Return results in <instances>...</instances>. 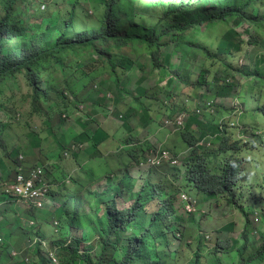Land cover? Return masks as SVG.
Segmentation results:
<instances>
[{
  "label": "trees",
  "instance_id": "trees-1",
  "mask_svg": "<svg viewBox=\"0 0 264 264\" xmlns=\"http://www.w3.org/2000/svg\"><path fill=\"white\" fill-rule=\"evenodd\" d=\"M41 1L0 0V112H5L11 120L16 119V113L6 104V91L12 92L9 86L19 77L24 79L30 91L32 114L41 113L39 104L44 105L50 95H54L58 115H70L83 105L79 95L82 98L90 93L103 74L111 75L119 85L120 76L137 66L138 58L143 54L149 58L152 70H168L163 62V50L171 46L174 56H179L178 66L170 70L178 83L193 91L207 93L222 88L217 97L229 91L240 100L250 99L255 104L254 114L264 118V69H259L258 65L261 61L264 65V59H259L264 52V0H95L87 7L92 8L91 12L80 7L81 0H50L51 6L45 12L41 8L47 6ZM21 5L31 8L34 14L25 15L26 18L13 14ZM232 24L248 28V42L230 28ZM219 27H224L225 31L219 32ZM245 45L259 48L254 57L249 55L247 67L237 64V56ZM236 76H240L242 84L236 81ZM155 89L153 94L149 90L143 91L136 103L141 106L140 110L149 111L145 107L149 99L157 102L172 99L169 87L158 85ZM211 100L219 99L213 97ZM171 104L174 106L166 108L172 112H188L173 100ZM48 110L56 113L53 108ZM221 111L218 117L226 118L227 113L221 114ZM213 116L203 113L211 126L216 121H212ZM195 118L197 116L190 120ZM251 119L249 126L256 130L255 116ZM58 125L63 124L59 122ZM11 126L0 121V153L11 165V170H5L0 178L5 185L11 179V173L16 177L18 173L31 170L19 160V147L12 144L17 141L16 135L9 134ZM180 136L183 144L191 149L185 161L184 183L200 194L203 191V196L224 199L230 206H235L236 200L231 194L236 185L238 160L234 156H224L241 152L240 142L224 135L218 140V150L211 153L196 147L199 140L194 134L181 132ZM253 137L256 141L262 139L254 134ZM88 143L93 149L97 146L95 141ZM141 150L142 147L126 150L130 162L124 165L121 178L111 180L109 173L93 171L84 182L73 180L70 188L62 186L60 193L67 200L51 220V223L59 222L57 233L49 235L36 229V220L45 219L43 223L48 224L49 214L24 211L22 217L35 223V227L19 226L16 232L20 238L31 243L35 240L31 231H36L34 235L55 253L57 264H205L204 259L213 255L205 245V237L195 230L183 233L187 220L179 216L176 209L177 196L183 188L175 181L181 182V170L169 166L153 169L138 179L139 186L130 168L132 162L135 165L142 163ZM10 156L16 158L10 160ZM55 171L52 178L61 186L67 177L61 167ZM104 181H108V186L99 192L96 187ZM259 189L264 190V181L259 184ZM247 201L248 212L243 205L236 208L244 220L241 240L234 241L233 246L226 242V248L225 243L220 242L217 247L223 248L225 254H230L226 251L234 247L232 254L236 256L237 264H264V202H259L255 195ZM120 204L125 207L119 208ZM259 206L263 209L262 224L254 236L251 216ZM11 207H16V199L1 190L0 232ZM190 221L196 223L195 216ZM88 230L92 231L94 240L83 250V243L90 241L84 234ZM124 235H127L128 245L121 250ZM14 245L11 236L5 244H0V264H26L22 258L21 261L13 259ZM97 246L101 247V253L95 260L91 251ZM31 253L36 258L34 264H54L42 257L41 244H37Z\"/></svg>",
  "mask_w": 264,
  "mask_h": 264
},
{
  "label": "rangeland",
  "instance_id": "rangeland-1",
  "mask_svg": "<svg viewBox=\"0 0 264 264\" xmlns=\"http://www.w3.org/2000/svg\"><path fill=\"white\" fill-rule=\"evenodd\" d=\"M94 1L95 0H81L82 5L80 7L87 8ZM41 2L47 6H42L41 9L47 11L48 6H51V1L42 0ZM91 9L87 8L90 12ZM1 13L2 8L0 7V15H2ZM13 14L26 18V16H32L34 13L31 8L26 9L22 6L14 10ZM44 20H46V18ZM53 20H56V18ZM239 26L240 25L238 24H232L230 28L235 33L241 35V38L245 42H248L246 33L248 28L243 25L241 27ZM218 31H225V28L219 27ZM211 37L214 38L215 34L212 33ZM258 49L259 48L245 45L242 53L237 56V64L243 60L247 67L249 65V55L254 57ZM260 57V60L264 59V52L261 53ZM138 61L139 64L137 66L132 68V70L125 75L120 76L121 80L119 85L116 84L111 75L107 73L103 74V77L99 78L93 84V89L90 93L84 94L82 98L79 95V99L83 105L80 104V110H74L70 115L66 113L61 116L58 115V110L56 109L58 104L54 95H50L48 99L49 101L44 105L39 104V108H42L41 113L32 114L30 112L31 100L28 97L30 91H28L24 79L19 77L18 81L11 83L9 87L12 92L6 91V104L11 111L16 113V119L14 118V120H11L5 112H0V121L5 125H12L9 129V134L16 135L15 138H17V141L14 142V139V143L12 144H16L19 147L18 151L21 156H19L20 162L28 165L30 169L42 167L51 181L50 175L53 174L55 169L61 164V154L63 155L64 152L75 154V148L79 145L88 150H95V148L100 149V158L102 157L105 159V163L101 165L100 171H109L108 167H112L113 165L119 166L122 162L129 160L126 155V146L142 147L143 150L139 151L141 159L146 157L151 158L152 155L155 156L160 149L175 150L178 153V156L180 155L182 158L184 164L189 154L185 144H183L182 138L179 137L181 132L192 133L197 136L199 141L207 140L211 136H224L231 120L228 116L221 119L222 117H218L217 114L220 109H222L221 114H228L230 111L236 110L240 107L237 102L233 101L238 99L235 98L234 94L231 96L229 91H227L225 94H221L220 97H217L219 96L217 92H220L222 88L217 90L212 89L211 92L207 93L204 90L193 91L191 88H185L178 83L172 78L173 76L170 73V70L177 67L179 62V56H174L173 46L163 50V62L168 70H152L150 60L145 54L141 55L138 58ZM258 65L259 69H264L263 61L259 62ZM236 81L242 84L240 76H236ZM158 85L160 87H169L173 103H177L179 108H182L184 111L188 110V112L184 113L191 117H193L192 111L194 110H201L202 113L206 114V108H208L207 104L212 103L214 112L212 121L216 119L214 122L215 125H209L206 121L207 119L200 116L199 118L192 120L189 119L186 124L184 123L186 126L184 125L185 129L182 131L178 130L175 132L172 123L169 125V128H165L164 121L171 118V116H176L175 114L177 113V111L172 112L166 108V106H174L171 104V100L167 102L163 100L162 102H157L149 99L145 103V107H147L149 111L140 110L141 106L136 104L138 103L137 100L139 97L143 95V91L149 90L153 94ZM195 94L196 97L194 96ZM203 96H207V98L204 99ZM213 97L219 100L213 102L211 100ZM142 101H144V99H142ZM240 101L245 108L242 107L239 111L243 112L246 110L247 113L251 114L255 108L254 102L250 99ZM49 108L55 109L56 113L55 111L48 110ZM59 111L61 112L62 109ZM249 119H251L250 116ZM257 121L264 127V119L262 117H257ZM59 122H62L63 125H58ZM203 125L205 126L202 127ZM116 127H119L120 130H116ZM89 141H95L97 146L94 149L91 148L88 143ZM146 145H148V147L151 146L153 149L149 150ZM104 154L109 155L108 160H106ZM90 156L92 157V153H90ZM10 158V160H14L16 157L10 156ZM246 158L247 161L252 163L253 157L251 155V149L249 154L246 155ZM61 169L63 168L61 167ZM113 169L116 171L114 166ZM5 170H11L10 161L4 159V156L0 153V178H2ZM89 170L90 168L88 167L84 172ZM135 170L133 176L139 185L138 179H140L142 175H146L147 171L143 169L141 173H136ZM263 174L264 171L262 170L260 175ZM14 177L15 174L11 173V179L8 182H12ZM74 179H76V175L71 176L69 181ZM8 182L5 185L3 184V181H0V191H4L5 188L10 187L11 183ZM175 184L177 186H182L183 180L180 183L176 180ZM139 186H141V184ZM105 188V183H103L100 191ZM189 193L192 197L196 196V192L193 189H190ZM201 193H203V191H201ZM254 195L259 199V202H264V190L261 189L258 193L254 191ZM201 197H199V199H201ZM247 198L248 195L246 194L242 199L243 202L241 204L245 207L246 211L249 206V201H246ZM66 200L67 199L64 197V199L61 200L60 205H63ZM50 201L52 205L55 206L54 202L52 200ZM199 203L198 200V207L200 205ZM202 203L203 205L201 208L205 211V215L201 213V215H199L200 219L198 220L201 222L200 226L202 232H204L203 236L205 238L207 236L210 237V240L206 239L205 245L210 250V254H213L204 259V263L218 264L217 261H219L220 264H237L236 256L232 254L234 247L230 248L229 251H226L230 254H225L223 248L217 247V243L224 242L226 248V242H228L229 246H233L234 241L241 240L245 230L242 214L237 209L232 208L226 200L217 202L216 199H205L204 202L202 200ZM53 206H46L44 210L45 213L49 214L50 220L56 215ZM124 207L125 206L122 204L119 206L121 209ZM26 208L27 207L23 203H20L14 207V209L11 207L13 212L10 211V214H7L8 218L4 222V228L0 232V240L2 241L0 244H5L8 237L11 236L12 242L15 244L13 249L14 252L12 251L14 254H12L16 255L18 252L30 251L26 258L30 260L28 264H34L33 262L36 258L34 254L31 253L33 248L30 249L28 240L21 239L18 235V231L16 232L19 226L26 223L24 217H22ZM256 208L257 209L254 213L259 212L261 214L263 210L262 207L259 206ZM149 212H153L151 207L149 208ZM209 217L210 220H208ZM184 218L187 219L188 217ZM260 219L261 215L253 217L252 221ZM44 221L45 219L41 221L37 219L36 229L42 231L46 229V232L49 233V235L55 233L56 229L53 228V223H51V221H49L47 226L43 229L42 223ZM261 224L260 221V225L257 227V232L261 229ZM185 226L189 230L194 231L196 223L191 222L189 218ZM252 230L253 228L251 227V232L253 233ZM31 232L33 237L38 239L34 235L36 231ZM84 234L90 237V241L83 243V250L84 247H89V244L94 240L91 230L85 231ZM76 236L79 237L78 234H76ZM125 239H127V235L122 236L120 242L121 250H125L128 245L127 240ZM112 240L114 241L115 239ZM68 245H70V243ZM216 249H218L217 251L219 252H217ZM46 250H49V247L43 250L44 253L42 257L49 261V255L54 252L50 251L47 256L45 254ZM100 253L101 247L97 246L91 251V256L96 260L99 258ZM13 255V259L16 258L18 261L20 260L18 255ZM10 264H19V262H13Z\"/></svg>",
  "mask_w": 264,
  "mask_h": 264
},
{
  "label": "clouds",
  "instance_id": "clouds-1",
  "mask_svg": "<svg viewBox=\"0 0 264 264\" xmlns=\"http://www.w3.org/2000/svg\"><path fill=\"white\" fill-rule=\"evenodd\" d=\"M239 64H240V66L245 65L243 60L240 61ZM233 101L237 102L240 105V107L237 108L236 110L230 111V113H228L226 115V117L227 116L230 117L231 122L229 123L228 130L226 131V133L224 135L232 138L233 141L240 142L239 145L243 149L241 152H239L237 154L228 153L227 155L224 156V158H229L231 156H234V158L236 160H238V163L235 166V169L238 170V174L235 178L236 185H235L233 192L231 194L233 196V199L236 200V203H235L236 205L231 206V207L236 209L237 206H240L242 204V202H243L242 199L245 197L246 194L248 195L247 200H249V199L252 200L254 197V191L257 192V190H261V189H259V184H261L264 181V174L260 175V172H262V170L264 171V168H263V164H264V155H263L264 154V152H263L264 151V127L262 125H260L257 121V117H259V116L262 117V116L259 114H254L255 108H254L253 112L251 111L252 112L251 114L247 113L246 110H244L243 112H240L239 110L243 107L241 101L239 99H235ZM207 107L208 108H206V114L211 113L212 115H214L212 103H208ZM198 111H199V114L197 113ZM192 112H193L192 113L193 117L194 116H197V118H199L200 116L203 117V113L201 110H194ZM175 115L178 116V115H186V114L185 113H176ZM252 115H254L255 119H256V126H257L256 130H252L251 129L252 127L249 126V123L252 122V119H249V116L251 118ZM176 116H174V117L171 116V118L167 119L166 121L172 120ZM190 118H192V117L189 115H186L185 124ZM166 121H164V127L165 128H167L166 127ZM185 126H183V128H180V129H174V131L175 132H177L178 130L182 131L185 129ZM253 134L255 136H260L262 139L259 141H256V139L253 137ZM179 137H181V136H179ZM220 137H222V136L221 135L211 136L207 140L199 141L196 144V147L201 148V149H208V150H210L211 153L216 152L218 150V144L217 143H218V140ZM230 145H232V144H230ZM186 148H187V152L189 154L188 157H189L191 149H189L187 146H186ZM250 149H251V155L253 157L252 163L247 161V158H246V155L249 154ZM83 151H85V149L79 145L77 148H75V154H70L69 152H64V154L63 155L61 154V156H60L62 158V161H60L61 164H62L63 160L65 161V160L72 159V158L74 159V157L76 155H79ZM164 152L168 153L171 159L169 161H162L159 165L155 164L154 158L158 154H162ZM86 156L87 157H83V158H79V159H77V157H76L75 160L76 159L77 160L74 162L75 166H74V168L70 169L68 173L65 171L64 167L60 164L61 167L63 168L62 170L64 172V176L67 177L66 181L63 182L61 186L56 184L54 182V179L52 178L53 174L55 175L57 171H54L53 174L50 175L51 181L48 178V174L44 172L42 167L33 168L25 174L20 173L25 177L26 181H29V180H31L30 175L33 171H36L38 169L42 171L41 178L44 181V183L46 184V191H44V190L41 191L40 189L42 188L41 185L43 183L40 184L39 181H36L34 183V191H40V193L42 194V196H40L38 198H33V199L32 198H25L24 196H22L16 192L15 187L18 186L16 184V180H17V176L19 175V173L16 175V177L13 179V181L10 182L11 183L10 187L5 188L4 192L6 195L16 199V206L19 205L20 203H23L27 207L25 211L33 210V211H35L36 214L43 213L46 206H53L50 200H52L56 206V207L53 206L55 211L56 210L59 211L61 209V206H62V205H60L61 200H63V198H64L63 195L60 193L62 190V186L70 188L72 186V183L75 182L73 180L69 181L71 176L76 175V179H74V180H80V181L84 182V180H87L88 174H91L93 171H96L99 174L109 173L108 178H110L111 180H116V179L122 177V174L125 171L124 165L128 164L130 162L128 160V161L122 162L119 166L113 165L116 168V171L113 169V166L108 167L109 171H107V170H101L100 171L101 165L104 164L105 162L101 163V162L97 161V159H100V158L96 155L94 156L93 154L91 157L90 153L89 154L87 153ZM144 159H145V161H143ZM213 159H214V157H212V160ZM218 161H221V158H219ZM174 162H177V164H174ZM60 165H59V167H60ZM163 166H169L171 168H177V169L181 170L183 185L182 186L180 185V186L183 188V190L177 196L176 209L179 213V216H181L183 218L188 217L186 219L187 220L186 223L188 222L189 218H191L192 216H195V219H196L195 231L196 232L199 231V233H201V235L203 236L204 232H202V228L200 226L201 222H200V220H198V219H200L199 215H201V213L203 215H205L204 214L205 211L201 208V206L203 205L202 200L204 202L205 199H216L217 202H219V201L224 200V199H220V198H216V197L203 196V193L200 194L194 187H188L187 184L184 183V176L186 173L185 162L183 164L182 158L180 157V155L178 156V153L175 150L160 149V150H158V152L156 153L155 156L152 155L151 158H149V157L142 158V163L140 165H135V163L132 162L130 172H131V175L133 176L135 169H136L135 170L136 173H141L142 170L145 169L147 171V173H146V175H147L151 170L160 169ZM88 167L90 168V170L87 172H84ZM182 180H181V182H182ZM103 183H105L106 188L108 186V181H104V182L100 183L99 186L96 187V189H98L99 192H102L106 189L105 188L104 190L100 191ZM190 189H193L196 192L195 197H192L190 195V193H189ZM52 193L55 194V196H52ZM56 193L58 195H56ZM199 197H201V199H199ZM198 200L200 202L199 207H198ZM244 209H245V207H244ZM248 211L249 210H247V212ZM260 215L262 217V212H261V214L259 212H255L251 216V222H253V227H254V231H253L254 236H257V233H258L257 227L260 225L261 219L258 220V222H256V220L252 221V219H253V217L260 216ZM25 222H26L25 224H28L31 227H35V223L30 222V221H25ZM52 223H53V228L56 229L55 233H57L59 230V222L53 221ZM42 225H43V229L45 228V226H47V224H44V223ZM187 230H189V229L186 228V226H184L183 233H186ZM44 232L47 233L46 229H44ZM206 239L210 240V237L207 236L205 238V241H206ZM0 243H2L1 240H0ZM29 244H30V246H29L30 249L31 248L34 249L37 244H41L42 252H43V250L47 249V247H49L45 241H40L39 239H35L33 242H31ZM50 251H51L50 249L46 250L45 254L48 256ZM27 252L29 253V251L18 252L16 255H18L19 258H22L25 261V263L28 264L30 260L28 258H26ZM16 255H13V256H16ZM49 260H51L54 264H57V257L55 255V253H51L49 255Z\"/></svg>",
  "mask_w": 264,
  "mask_h": 264
},
{
  "label": "built area",
  "instance_id": "built-area-1",
  "mask_svg": "<svg viewBox=\"0 0 264 264\" xmlns=\"http://www.w3.org/2000/svg\"><path fill=\"white\" fill-rule=\"evenodd\" d=\"M197 113L199 114V111ZM185 119H186V115H178L174 119L166 121V127L169 128V125L172 123L173 129H180L184 126ZM170 159L171 158L169 154L164 152L162 154H158L154 158V163L159 165L162 161H169ZM174 164H177V162H174ZM41 175H42V171L38 169L31 173L30 175L31 180L26 181L25 177L22 174H19L16 180V184L18 185L15 187L16 192L24 196L25 198L33 199L42 196L40 191H34V183L36 181H39L40 184L43 183L41 185L42 188L40 190L46 191V184L42 180ZM256 222H258V220H256Z\"/></svg>",
  "mask_w": 264,
  "mask_h": 264
},
{
  "label": "crops",
  "instance_id": "crops-1",
  "mask_svg": "<svg viewBox=\"0 0 264 264\" xmlns=\"http://www.w3.org/2000/svg\"><path fill=\"white\" fill-rule=\"evenodd\" d=\"M115 125H116V124H115ZM115 129H116V130H120L119 127H118V128L116 127ZM129 148H131V147H130V146H126V147H125V150H128ZM87 153H88V154H89V153H94V156L97 155V156L100 158V149H97V150H91V149L88 150V149H85V151H83V152L80 153L79 155H76V156L74 157V159L72 158V159L65 160V161L62 162L61 165L64 167L65 171L68 173L70 169L74 168V166H75V165H74V162H75L77 159H79V158L87 157V156H86ZM104 156H105L106 160L109 159V155H108V154H104ZM76 157H77V159L75 160ZM97 161L103 163V162L105 161V159L101 157L100 159H97ZM127 161H128V160H127ZM208 220H210V217H209Z\"/></svg>",
  "mask_w": 264,
  "mask_h": 264
},
{
  "label": "bare ground",
  "instance_id": "bare-ground-1",
  "mask_svg": "<svg viewBox=\"0 0 264 264\" xmlns=\"http://www.w3.org/2000/svg\"><path fill=\"white\" fill-rule=\"evenodd\" d=\"M156 151V150H155ZM235 154V153H234Z\"/></svg>",
  "mask_w": 264,
  "mask_h": 264
}]
</instances>
